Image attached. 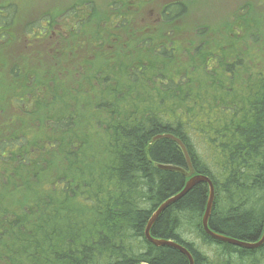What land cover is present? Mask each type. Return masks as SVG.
<instances>
[{
  "label": "trees",
  "instance_id": "1",
  "mask_svg": "<svg viewBox=\"0 0 264 264\" xmlns=\"http://www.w3.org/2000/svg\"><path fill=\"white\" fill-rule=\"evenodd\" d=\"M89 4L92 0L75 2L71 14L69 6L61 14L39 16L35 23L26 24L24 37L37 41L69 35L66 28L72 31L80 7ZM119 4H112L109 22L127 18L123 7L118 10ZM176 5L179 12L172 21L186 15V5L174 1L162 8L169 16ZM9 8L10 4L0 8L4 11L0 30L2 19L8 24L3 27L8 28V37L14 26V12ZM77 22L78 35L83 28ZM229 60L227 55L209 54L199 66L204 79H199L198 90L182 89V82L174 81L180 75L153 70L151 89L140 74L134 87L109 90L108 98L97 93L95 101L85 105L92 110L96 149L79 145L72 135L58 140L74 124L77 112L69 110L74 108L69 100L78 102L89 90H67L63 83L61 87L58 76L46 68H33L23 75L13 62L8 64L11 75L8 70L0 74V122L12 118L18 109L21 126L8 130V136L0 133V190L8 189V203L0 195V264H190L178 249L156 246L145 235L157 208L192 177L176 141L154 140L160 133L181 138L194 175L212 179L215 199L210 229L245 242L259 240L264 235V73L255 62L238 57L237 65L246 67V74L238 68L230 76ZM133 71L131 79L139 73L136 68ZM121 73L130 70L112 69L107 79L104 71L97 70L85 73V79L91 85L105 84L118 80L115 76ZM234 80L240 85L235 86ZM140 87L144 91L139 92ZM6 90L9 111L1 101ZM31 91H35L32 99ZM83 116L79 113L81 122H85ZM43 163H61V172L56 177L41 169ZM160 163L181 166L187 173L161 169ZM209 194L207 182L196 184L163 211L151 228L152 235L186 246L195 264H215L210 254L203 253V245L222 264H264V245L248 249L206 233L202 220ZM183 231L193 236L192 241L184 238Z\"/></svg>",
  "mask_w": 264,
  "mask_h": 264
},
{
  "label": "rangeland",
  "instance_id": "2",
  "mask_svg": "<svg viewBox=\"0 0 264 264\" xmlns=\"http://www.w3.org/2000/svg\"><path fill=\"white\" fill-rule=\"evenodd\" d=\"M79 1L86 2L88 0H0V8L10 4L11 8L8 10L14 12V27L9 30V37L8 28L5 31L3 30V27L8 24L1 19L3 32L0 30V74H5L8 70V75H11L8 64L12 62L14 66L18 67V72L23 75L30 72L33 68H46L58 76L61 81V87L63 83L65 89L68 90L71 87L76 90L78 88L82 89L84 85H89L85 80V73L96 66L103 67V71H108L109 68L115 72L119 69L125 70L131 62L127 58L122 57L123 54L119 52L121 46H117L114 50L110 49V56L104 57L103 55L107 49H104L103 43L109 39L108 32L114 33V31L110 30L105 31L107 26L105 23L109 22L108 17L112 15V4L120 0H92V4L84 7L90 9V11L95 8L90 15L96 13L103 19L100 27H96V25L91 23L87 25L86 30L90 29L92 32L86 35L85 38L81 39V37L73 35V33H76L75 31L70 33V37L52 35L43 41L36 42V45L32 46V44H29L30 41L24 37V33H26L25 27L27 28L26 24L28 22L29 25L32 22L35 23L39 16L48 12L61 14L69 6V14H71L72 5ZM121 1L124 2V0ZM174 1H180L186 5V15L174 22H158L157 19L160 16L159 8L168 2ZM136 3L139 4V1ZM130 9L134 11L133 17L132 12L123 11L126 12V16L129 15L127 17L128 21L133 18L136 19L138 28L144 31L140 35L141 51L149 48L151 43L149 38H166L165 41H175L177 43L176 46L179 48L171 59H166L161 55L163 58L161 61L159 60L161 57L144 54L139 59V66L144 64L149 67L150 71L154 68L160 71L171 70L169 72L177 75V77L187 73L184 79L186 80L187 77L192 76V73H194L193 68L199 69V66L207 60L209 54L231 55L229 52L236 50L244 53L247 60L255 62V66L261 67L260 72L264 73V0H145L139 7ZM172 10L169 15V21H172L176 13L179 12V7L176 5ZM3 12L0 11V16H2ZM68 18L70 19V17ZM8 23L11 22L8 21ZM94 28H96L95 31H93ZM133 30L136 32L135 28ZM66 31L70 32L69 28H66ZM27 34L28 36L33 35L28 32ZM69 38L71 41L78 43H89L85 48L90 51L92 57L87 59L86 54L88 53L84 52V47L79 45H76L77 50L75 53H69L67 50L69 44L66 43ZM122 47H124L123 44ZM39 50L42 51V54L37 53ZM138 55L139 53H137L136 57ZM89 60L90 63H88ZM218 60H216V63ZM73 66H75L73 68L75 72L70 71ZM149 75H146L145 79L148 80L149 83L147 85L151 89V87H154V83L150 81ZM32 80L33 78L31 82ZM35 85L33 82L32 87H35ZM140 90L144 91V88L141 89L140 87L139 92ZM97 93L102 95L105 92L102 90L98 91V88L93 87L88 95L79 97L80 101L77 102L74 98L69 100V103L74 107L69 108V110L77 112L73 120L75 125L72 124L69 131H65L64 134L62 133L59 136L58 140L60 142L66 140L67 136L72 135L73 141L79 145L87 144L96 149L98 138L94 132L92 110L90 107H85V105L94 102ZM28 95L32 99L35 96V91H31ZM1 101L6 110L8 109L9 111L10 96L7 90L4 92ZM79 113H83V121L85 122H81ZM20 115V110H13L12 118H8V130L14 126L15 128L21 126L18 121ZM60 115H62V111ZM78 121L79 124L76 125ZM72 128H74V131H72ZM41 129L42 126L38 127L37 131L40 132L39 130ZM30 131H34V128H31ZM40 167L56 177L62 169L60 168L61 163L58 166H49L43 163ZM0 195L8 203V189L2 188ZM183 236L188 241L193 239V236L185 231H183ZM196 242L199 243L200 241L197 240ZM202 243L205 242L202 241ZM221 249L225 251L223 248ZM221 249L219 248L222 253ZM203 253H209L212 257L211 260L215 264H222L219 260L213 259L211 250ZM207 264H211V262ZM242 264L249 263L244 262Z\"/></svg>",
  "mask_w": 264,
  "mask_h": 264
},
{
  "label": "flooded vegetation",
  "instance_id": "3",
  "mask_svg": "<svg viewBox=\"0 0 264 264\" xmlns=\"http://www.w3.org/2000/svg\"><path fill=\"white\" fill-rule=\"evenodd\" d=\"M139 1V4H137L136 2ZM145 0H124V2H122L121 0L120 1H117V2H120L119 6L118 7V10L120 8L123 7V10H127V9H130L132 7H139L141 5V3H144ZM169 3V2H168ZM166 3V4H168ZM165 5V4H164ZM159 8V18L157 19L158 22H164V23H169V22H174V21H169V16H166L162 13L163 11V7ZM86 5H83L80 7V15L75 19V22H73L74 24L71 26L72 28V31H70V33H73V31L75 32V27L74 25H76L78 22V20H80V22H82L80 25V27H82L83 29H80V33L77 35L76 33H73V35H77L79 37H81V39L84 37H86V35L90 34L92 31H90V29L86 30L87 28V25L88 24H94L96 25V27H100L101 26V23L103 22V19L101 17H99L98 15H96V13L91 14V12H94V9L93 8L91 11L90 9L88 8H84ZM114 7V6H113ZM131 12H132V17H133V13L134 11L132 9H130ZM112 14H113V11H112ZM111 15H109L108 19L110 18ZM129 16V15H128ZM127 16V17H128ZM178 20V19H177ZM107 26L105 27V31H114V33H111V32H108V37L109 39L103 43L104 44V49L105 52L103 53L104 57H108L111 55V52H110V49L111 50H114L117 48V46H121L120 47V53H122V57H125L127 58L131 64L127 67L129 70H130V73L129 74H126V73H121V74H117L115 76V78H117L118 80H111L109 81L110 83H105V84H98V83H94V84H90V82L88 80H86V82L89 84V85H84L83 88H78L76 90H80V91H85L84 89H87L89 90L88 93H90L92 91V88L93 87H96L98 88V91L102 90L104 91L105 93L102 94L105 98H108V95H107V91L109 90H112V89H120L122 91L124 90H127L129 89L130 87H134L137 85V82H135L137 79L140 78V74H142L143 77H146V75L148 76V74H150V76L153 75V70L154 71H159L157 70L156 68L152 69L151 71L149 70V67L142 64L141 66L138 65L139 63V59L144 55V54H147L148 56H158V57H161V55L163 56L164 54L166 53H171L172 55L175 54L176 50H178L179 48L176 46V42L175 41H172V40H167L165 41L166 38H158V39H151V43L149 45V48L145 49L144 51H141L140 49V45H141V34L144 32V31H141L139 28H138V25H137V20L136 19H132L130 21H128V19L126 18L124 21H119L118 23H112V22H106L105 23ZM123 24L125 25V27L123 26ZM119 27V28H117ZM133 28L136 29V32L133 30ZM96 28L93 29V31H95ZM78 31V30H77ZM52 33L54 34L55 31H52ZM66 36H69L70 37V34L66 35ZM44 39H40V40H37V41H31V40H28L30 41L29 44H32V46L36 45V42L38 41H43ZM86 41V40H85ZM67 44H69V47H68V52L69 53H75V51L77 50V47L76 45H79V46H83L84 47V52L88 53L86 54V58H91V53L90 51L85 48L86 45H88L89 43H78L76 41H71V39L69 38L68 41H66ZM122 44L124 47H122ZM38 54H42V51H38L37 52ZM137 53H139L138 57H136ZM231 55H228L227 54V57L230 58V64L232 65V69L229 73L230 76H233L236 72V70L238 68H240L241 72L244 73L243 75L246 74V71H247V68L246 67H242V66H238L237 65V61L236 59L238 57L240 58H243L245 60H247V57H245L244 53H241V51H236V50H231L229 52ZM221 55V54H220ZM159 60H163V58H159ZM251 62V61H250ZM88 63H90V60L88 61ZM107 63V62H106ZM252 64V62H251ZM106 66V64H105ZM73 68H75V66H73L70 71L71 72H75L73 70ZM136 68V71L139 72L138 73V76L137 78H133L131 79V77H133V74H134V69ZM252 68V67H250ZM100 71V72H103V67H98L96 66L94 69H92L91 71L89 72H86V75H90L92 72L94 71ZM120 70V69H119ZM194 70V73H192V76H189L185 79V76L186 74H181L180 77L178 78H175L174 81H177L178 83L182 82V84H180L182 86V89L186 90H191V89H195V90H198L199 87H200V83L198 82L199 79H204V72L202 69H196V68H193ZM171 71V70H169ZM169 71H167L169 73ZM220 71V69H219ZM112 72V69L109 68L108 71H104L105 75V79L106 76ZM165 73V71H159L158 74H163ZM131 76V77H130ZM111 77H113L111 75ZM183 77V78H182ZM114 78V77H113ZM151 79V77H150ZM134 81V82H133ZM234 85L235 86H239L240 83L237 81V80H234ZM43 89H41L39 91V95H40V98L43 97V93H42ZM251 98L252 97H249L247 100H246V104L248 102L251 101ZM7 102H8V98H7ZM0 133L2 134H6L8 136V118L4 119L2 122H1V126H0ZM5 135V136H6Z\"/></svg>",
  "mask_w": 264,
  "mask_h": 264
},
{
  "label": "water",
  "instance_id": "4",
  "mask_svg": "<svg viewBox=\"0 0 264 264\" xmlns=\"http://www.w3.org/2000/svg\"><path fill=\"white\" fill-rule=\"evenodd\" d=\"M161 138H170L179 144V146L181 147V149L184 153L187 165L190 169V172L188 174L191 175L192 177L186 182L185 186L183 187V189L180 192H178L177 194L171 196L166 201H164L157 208V210L153 213V215L149 219L148 224H147L146 229H145V235H146L147 239L156 246L166 245V246H172V247L178 249L179 251H181L182 253H184L187 256L190 264H195L194 256L192 255V253L189 251V249L186 246H184L183 244H181L177 241H174V240H169V239H164V238H155L151 233V228H152L153 224L156 222V220L159 218V216L163 213V211L169 205H171L172 203L176 202L177 200L182 198L184 195H186L196 184H198L200 182H207L209 185L210 194H209L205 214H204V217L202 220L203 228L206 231V233L209 234L211 237L219 240V241L229 242V243L239 245V246H242L245 248H257V247L261 246L264 243V236L259 242L251 243V242L241 241V240H238L236 238H230V237L224 236V235H222L220 233H216L215 231H212L210 229L209 220H210V217L212 215L213 206H214V199H215V186H214L212 179L209 176L204 175V174L198 173V174L194 175L195 171L193 168L190 153L188 151L186 144L179 137H177L171 133H160L154 137V140H158ZM158 167L161 169H165V170H172V171H177L180 173H187L185 168L178 166V165L160 163V164H158ZM139 264H148V263H139Z\"/></svg>",
  "mask_w": 264,
  "mask_h": 264
},
{
  "label": "bare ground",
  "instance_id": "5",
  "mask_svg": "<svg viewBox=\"0 0 264 264\" xmlns=\"http://www.w3.org/2000/svg\"><path fill=\"white\" fill-rule=\"evenodd\" d=\"M163 57H165L166 59H171L172 58V54L171 53H166V54H164L163 55ZM181 139V138H180ZM182 140V139H181ZM183 141V140H182ZM184 142V141H183ZM188 148V147H187ZM189 151V150H188ZM183 152V151H182ZM184 154V153H183ZM223 235V234H222ZM225 236V235H224ZM264 236V235H263ZM263 236L259 239V240H257V241H255V242H251V243H257V242H259L262 238H263ZM231 238V237H230ZM222 242H225V241H222ZM226 243H229V242H226ZM230 244H232V243H230ZM264 245V243L261 245V246H259V247H257V248H260V247H262ZM203 250L204 251H206V252H208V251H210L211 250V248L210 247H208V246H205V245H203ZM257 248H248V249H257ZM209 254V253H208Z\"/></svg>",
  "mask_w": 264,
  "mask_h": 264
}]
</instances>
